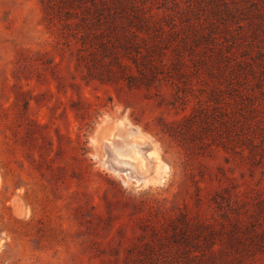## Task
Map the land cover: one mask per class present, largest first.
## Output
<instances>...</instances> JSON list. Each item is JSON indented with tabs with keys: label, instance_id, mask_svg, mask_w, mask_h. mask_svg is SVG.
Returning <instances> with one entry per match:
<instances>
[{
	"label": "rangeland",
	"instance_id": "obj_1",
	"mask_svg": "<svg viewBox=\"0 0 264 264\" xmlns=\"http://www.w3.org/2000/svg\"><path fill=\"white\" fill-rule=\"evenodd\" d=\"M0 264H264V0H0Z\"/></svg>",
	"mask_w": 264,
	"mask_h": 264
},
{
	"label": "bare ground",
	"instance_id": "obj_2",
	"mask_svg": "<svg viewBox=\"0 0 264 264\" xmlns=\"http://www.w3.org/2000/svg\"><path fill=\"white\" fill-rule=\"evenodd\" d=\"M116 131L123 138L122 141H124L123 146L120 148V151L118 153V158L120 162H123L125 164H129L133 167H135L132 158L137 155L138 152H140V148L138 150L137 143L133 139L132 131L129 128H123L119 123L116 126ZM115 131V132H116ZM121 138V139H122ZM122 144V143H121ZM114 146V145H113ZM116 146V145H115ZM118 148V147H117ZM113 149V148H112ZM116 150V149H115ZM114 151V149L112 150ZM118 151H116L117 153ZM116 155V154H115ZM120 155V156H119ZM118 161V162H119ZM137 168V167H135ZM138 169V168H137ZM142 172V171H141ZM145 173V172H144Z\"/></svg>",
	"mask_w": 264,
	"mask_h": 264
}]
</instances>
